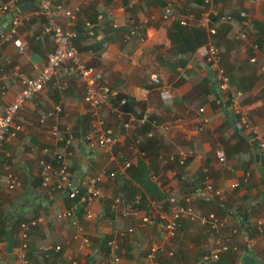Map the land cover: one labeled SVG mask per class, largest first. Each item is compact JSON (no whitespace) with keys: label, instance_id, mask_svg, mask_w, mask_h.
<instances>
[{"label":"crops","instance_id":"crops-1","mask_svg":"<svg viewBox=\"0 0 264 264\" xmlns=\"http://www.w3.org/2000/svg\"><path fill=\"white\" fill-rule=\"evenodd\" d=\"M28 2L40 3L0 0V5L9 3L7 13L19 18L17 25L1 20L0 34L14 29L13 39L25 44L22 53L13 39L0 44V113L21 89L15 71L36 77L54 46L51 36L41 35L47 18L40 12V4L18 9ZM52 3L73 12L74 17L69 19L63 11H54L53 19L76 33L71 40L81 60L99 70L103 81L118 91L114 103L118 105V100L125 97L126 103L121 106L125 112L138 119L147 113L156 126L133 122L125 129L105 103L94 114L83 101L84 85L79 75L70 62L63 63L43 89L19 107L0 145V225L4 222L12 226L15 238L12 253L5 251V240L0 239V264H72V260L77 264H111L109 241L116 245V264H150L146 255L154 244L161 247L156 256L161 264L215 263L217 260L211 257L219 244L227 248L218 252V264H241L240 259L248 251L264 263V235L255 223L258 219L264 221V158L256 138L241 130L236 119L217 104L216 93L220 91L215 87L216 71L206 60L207 44L213 43L229 77V89L243 91L242 102L249 109V119L264 135V1ZM167 4L171 11L165 20L162 15ZM240 11H245L249 20L243 40L234 36L244 29ZM206 12H210L208 21ZM181 18L185 25L179 24ZM143 19H148L143 28L130 34V29ZM178 25L202 27L207 37L205 44L192 53H179L186 40L194 37L180 34ZM209 29L216 32L211 34ZM252 56L255 61L250 60ZM151 73L169 87V95L150 85ZM56 104L61 111L40 122L41 116ZM200 108L204 110L200 112ZM97 117L114 127L113 145L96 144L92 132ZM177 117L182 120L180 127ZM164 124H168L167 129L161 128ZM53 127L63 138L71 134V142L66 144L51 135ZM66 152L70 153L68 181L76 183L79 190L75 198L68 197L70 189L58 175L55 155ZM125 160L131 165L123 169ZM42 162L52 165L51 180L46 186L41 182ZM110 172L115 176L109 177ZM10 175L16 178L13 187L8 184ZM92 176H98L99 195L86 198V180ZM234 182L238 186L232 188ZM28 187L42 198L40 207L32 208L37 205L33 197L24 195ZM216 190L220 193L215 194ZM135 194L141 197L136 216L121 217L118 211L111 210L114 197L131 199ZM168 196L196 213H215L222 224L211 229L182 216L178 235L165 239L161 225L171 214ZM63 210H71L72 215L30 226L26 247L19 249L21 222ZM87 211L92 213L91 219L85 218ZM17 213L16 219L7 221L9 215ZM142 215L150 221L141 225ZM129 228L133 229L131 233L126 232ZM85 238L88 244H84Z\"/></svg>","mask_w":264,"mask_h":264},{"label":"built area","instance_id":"built-area-1","mask_svg":"<svg viewBox=\"0 0 264 264\" xmlns=\"http://www.w3.org/2000/svg\"><path fill=\"white\" fill-rule=\"evenodd\" d=\"M205 4H208L210 0H202ZM264 1V0H262ZM40 2V12L44 14L47 18V22L42 28L41 35H49L52 37L54 46L53 49L47 54L46 62L42 66L41 71L36 77H29L22 72H16L17 77L21 83V89L15 94L13 99L9 101L3 108V112L0 113V145L6 139V135H8L9 129L13 126L14 117L19 109V107L27 100L32 98L37 92L42 90L44 85L51 80V78L58 72L63 63L70 62L73 70L79 75V78L83 82L84 87V95L83 101L94 111V114H97V107L102 103H105L110 111L116 119L119 120L120 125L127 129L129 128L133 122L145 123L149 122L153 126H156V122L154 120H150L147 113H144L139 119L125 112L121 106L126 103V98L121 97L118 100V105L114 103V99L118 96V91L114 88L108 86L106 82L103 81L102 73L97 70L92 65H89L83 62L80 58V55L73 45L72 40L76 33L70 29H64L61 25L56 23L53 19L54 11H63L64 14L72 19L74 14L71 10L66 9L60 5H54L52 0H39ZM9 10V3H5L0 5V15L7 13ZM171 6L167 4L164 8V13L162 18L167 20L170 17ZM210 12L205 13V19L208 21ZM215 13V12H214ZM239 16L241 18V25L244 27L243 30L238 32L235 36L236 39L243 40L247 37V31L245 28L249 27L248 14L245 11H240ZM14 25H17L19 22L18 17H13L12 19ZM148 22V19H143L136 28L130 29V34H134L136 29H142L143 26ZM179 24L185 25L186 21L184 18H181ZM211 34H214L215 29H209ZM14 36V29L10 30L7 33L0 34V44L4 40H12ZM14 44L18 47L19 52H23L24 50V42L19 39H13ZM254 48H257V45H253ZM255 56L250 58L251 61H255ZM206 60L211 68H214L217 79V86L219 89V97L216 102L223 108L225 111H228L232 117H235L238 125L241 127V130H247L250 132L254 138H256L257 146L260 149L261 157L264 158V135H260L258 131V127L251 123L249 119V109L242 102L243 91L241 90H230L229 89V77L225 73L223 67L221 66V57L219 51L215 44L208 43L207 44V52H206ZM261 69L264 70V65L261 66ZM149 83L153 85L164 95L170 94V89L166 85H162L160 77L151 73L149 75ZM264 92V91H263ZM61 106L56 104L53 106L51 110L42 115L40 118V122H44L46 118L53 117L61 111ZM204 109L200 108L199 111L202 112ZM177 122V127H180L182 124V120L177 117L175 119ZM162 129H167L168 124H164L161 126ZM15 129H20L19 125H15ZM115 129L113 126L108 125L106 120L100 117H97L94 125H93V134L96 138V144L98 146H111L114 144V133ZM58 130L56 127H53L51 130V135L54 137L62 139L66 144L71 142L72 135L68 133L66 138H63L58 134ZM151 134L149 133L148 136ZM135 143H139V139L135 140ZM143 155V152L139 151ZM70 153H57L55 155L56 162L58 163V175L60 181L64 183L68 190V197L75 198L78 194L77 185L74 186V182L68 181V155ZM119 156H123L122 153H118ZM220 161L223 160L222 157L219 158ZM43 168L41 172L42 176V184L46 186L51 180V171L52 165L49 163L42 162ZM131 161L125 160L123 164V169L130 167ZM115 172H110L109 177H114ZM86 185V198H94L99 195V189L96 187V183L98 181V176L89 177ZM16 182V178L10 175L9 177V187H13ZM61 186V183H60ZM238 186L237 182L231 184L232 188ZM208 189L211 191V187L208 186ZM215 194H219L218 190L214 191ZM140 195L135 194L131 199L127 197H114L110 207L113 211H118L121 217L128 216H136L140 209ZM171 214L169 217L165 219V221L161 225L162 236L167 239H173L178 235L179 228V219L182 216H186L188 220L193 223H198L201 226H207L211 229H217L219 225L222 224V220L213 212L201 214L196 213L190 206L183 207L178 205L175 198L172 196L167 197ZM190 199L186 198L188 202ZM72 215L71 210H63L54 214H49L47 216H40L35 219H32L29 222H21L20 223V231L19 238L21 240L19 249L23 250L26 247L25 239L27 237V232L30 226L36 225L42 221H54L59 219L68 218ZM93 217L90 211H87L85 218L91 219ZM141 225L148 223L149 217L147 215H142L139 217ZM264 221L262 219H258L255 223L258 230L264 235ZM133 231L132 228L127 229V233H131ZM122 234H125L122 233ZM89 240L87 238L84 239V244H88ZM109 253L111 257V264H116L119 261V257L115 253L116 245L113 241H109ZM220 248L217 251L212 253V260L216 261L219 256L218 252L220 250H225L227 248L226 245L219 244ZM59 246H55L54 249L59 250ZM44 249H48V247H44ZM161 250L159 245H152L147 252L146 257L150 260V264H161L156 258L158 251ZM72 264H77L75 260H72ZM198 264V263H197Z\"/></svg>","mask_w":264,"mask_h":264},{"label":"water","instance_id":"water-1","mask_svg":"<svg viewBox=\"0 0 264 264\" xmlns=\"http://www.w3.org/2000/svg\"><path fill=\"white\" fill-rule=\"evenodd\" d=\"M34 4H40V3H34V2H28V3H22L18 6V9L19 10H22V9H26L28 8L29 6H33ZM12 19H13V15L11 12L7 13L6 16L1 20H7V23H11L12 22ZM0 30H2V28H0ZM209 72H211V69H208ZM215 87L216 89L218 90V86L215 84ZM235 118V117H233ZM255 159L256 161L259 160V154L256 153L255 154ZM77 184L74 183V186H76ZM28 194H30L35 203L37 205L33 206L32 208H37V207H40L41 205L39 204L40 201H42V198L37 195V194H34L32 190L29 189V187L27 188L26 192H25V196H27ZM19 213L15 214V215H9L7 221H10V220H14L17 218ZM5 251L7 253H12L13 252V249H14V243H13V238H12V235H11V231L9 229H5ZM240 263L241 264H264L263 261L257 257L255 254H253L252 252L248 251L241 259H240Z\"/></svg>","mask_w":264,"mask_h":264},{"label":"trees","instance_id":"trees-1","mask_svg":"<svg viewBox=\"0 0 264 264\" xmlns=\"http://www.w3.org/2000/svg\"><path fill=\"white\" fill-rule=\"evenodd\" d=\"M177 31L182 34L183 36H185L186 34H192L193 35V39L189 38L186 40L184 48L179 50V53H192L194 50L197 49L198 46L205 44L207 37L206 36V32L202 27H184V26H180L178 25L177 27ZM216 97H219V94L216 93ZM264 179V178H263ZM5 229H9L11 231V235L12 238L14 239V245H15V238H14V232H13V228L12 226H9L7 223H4L0 225V239L2 241L5 240ZM219 263V258L217 259V261L215 263H211V264H218ZM200 264V262L198 263Z\"/></svg>","mask_w":264,"mask_h":264}]
</instances>
